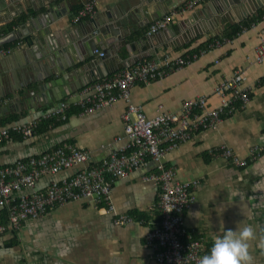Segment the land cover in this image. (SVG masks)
I'll return each mask as SVG.
<instances>
[{"label": "crops", "instance_id": "1", "mask_svg": "<svg viewBox=\"0 0 264 264\" xmlns=\"http://www.w3.org/2000/svg\"><path fill=\"white\" fill-rule=\"evenodd\" d=\"M31 1L27 8L26 0H0V26L10 13L25 8L17 20L0 27V48L10 49L0 54V128L31 122L38 125L45 119L63 123L31 137L14 134L1 142L0 164L10 165L63 144L89 151L84 167L99 163L108 155L106 145L124 132L123 113L128 103L119 98L110 106L84 113L79 105L93 98L92 85L143 60L191 55L207 48L216 37L230 36L229 42L208 49L161 79L135 83L130 99L148 116L157 114L159 108L179 112L185 100L203 95L214 107L219 104L213 93L216 85L238 68L245 71V86L251 89L248 104L223 116L214 128L198 131L168 150L162 163L174 171L177 181L190 183L193 201L183 217L194 237L210 249L213 238L225 229L234 230L237 224L251 226L249 264H264V248L260 247L264 240V152L246 166L236 165L221 154L227 149L248 158L251 149L264 144V61H254L264 38V0H207L185 10L188 0H52L48 6L41 5L42 0ZM87 3H94L95 13L75 21L76 13ZM52 5L56 6L51 14ZM172 13L166 27L151 33L152 25ZM121 15L129 18L130 34L117 49L101 47L95 51L92 59L105 53L101 74L77 64L68 68L63 82L61 74L52 73L57 67L56 49L59 52L61 46L72 43L78 33L83 35L94 20ZM49 22L55 50L52 58H44L41 41L33 45L27 38L47 30ZM235 26L248 28L229 35ZM71 53L78 56L81 52L72 49ZM56 79L58 84L51 82ZM66 85L79 89L60 100L58 90ZM63 102L68 104L65 120L47 117ZM82 166L43 176L35 190H44L52 180L69 178ZM156 166L157 162L151 161L113 181L109 197L113 212L91 198H83L57 205L45 216L28 219L17 231L0 235V264H157L146 235L160 214L159 188L145 178ZM120 214L134 221L116 225L114 218Z\"/></svg>", "mask_w": 264, "mask_h": 264}, {"label": "built area", "instance_id": "2", "mask_svg": "<svg viewBox=\"0 0 264 264\" xmlns=\"http://www.w3.org/2000/svg\"><path fill=\"white\" fill-rule=\"evenodd\" d=\"M207 0H188L183 10L192 9ZM95 13L94 3H87L75 15L79 21ZM167 15L151 27V33L164 28L172 16ZM264 19V15L262 16ZM257 20L255 23H258ZM248 27H243L246 30ZM241 31V32H242ZM228 38H216L207 48L191 55L171 58L165 55L160 60H143L120 75L104 79L92 85L94 96L80 102L81 111L92 113L102 107L112 105L119 98L127 101L123 113L124 132L108 143V155L99 163L84 167L90 159L88 150L72 144H63L38 156H29L10 165L0 164V235L8 231H17L28 219L45 216L57 205L91 198L103 205L108 212L115 210L110 201L113 181L149 162H157L156 170L145 178L159 188L157 207L159 217L150 223L146 242L153 249L157 264H199L209 249L202 239L196 238L187 230L183 213L193 201L191 186L188 182H179L175 173L167 168L162 159L168 150L180 142L189 140L194 133L206 128H214L223 116L234 114L244 108L249 100L251 89L245 86L246 73L241 68L229 78L219 82L214 95L219 104L210 107L206 95L185 100L179 112L164 111L161 108L154 116H148L140 105L130 99V88L138 82L148 83L161 79L170 72L182 68L197 59L208 49L229 42ZM10 49L0 48V54ZM102 55V53H101ZM254 61H264V38L256 48ZM118 91V94L116 93ZM68 104L63 102L47 117L60 120L67 118ZM37 122L19 124L11 129L0 128V143L12 135L25 138L34 133ZM117 143H122L115 147ZM264 152V144L250 150L248 158H241L230 150L221 151L222 156L236 165L246 166ZM76 165H83L72 176L63 180H52L44 190H35L37 182L45 175H55ZM30 189L29 191H24ZM133 217L125 214L115 216L116 225L133 222Z\"/></svg>", "mask_w": 264, "mask_h": 264}, {"label": "water", "instance_id": "3", "mask_svg": "<svg viewBox=\"0 0 264 264\" xmlns=\"http://www.w3.org/2000/svg\"><path fill=\"white\" fill-rule=\"evenodd\" d=\"M36 0H34L35 2ZM27 2V8L32 6L31 0H26ZM41 5L48 6L52 3V0H42L40 1ZM43 5V6H44ZM56 6V5H55ZM54 5H52L49 8L48 13L53 12V9L55 8ZM25 11V8L20 7V11L16 10L9 14L8 19L5 23H2L4 25L0 26L3 27L5 25L10 24L12 21L17 20L19 14ZM123 16V17H122ZM128 23L129 18L125 17L124 15L118 16L115 19L111 18L109 20H94L93 24H90L83 35H80L79 33L77 36H75L74 41L72 43L64 44V46H61L59 52L56 49V56H57V67L54 68L55 75L61 74V81L63 82L65 79H67V75L65 72H67L68 68H71L75 66L76 64L79 66H82L83 68H89V69H96L98 70V74H101V71L99 67L102 68V64L104 63L105 53L104 55L98 59H92L95 51H97L99 48H108L109 50L117 49L120 47L119 44H121L125 37L130 34V31L128 30ZM1 25V24H0ZM51 22L47 23L45 29L43 31H40L39 34H37L35 37H32L31 35L27 38L28 43L31 44H38V42L41 41V43L45 46V57L44 58H52L50 54H52L55 50L54 45L50 42L51 37L53 36L52 30L50 28ZM13 35V34H12ZM78 50L79 55L73 56L71 53V50ZM83 56V57H82ZM81 58V60L78 62V58ZM86 60H89L87 64H83V62ZM103 75H105L103 73ZM101 76V75H100ZM90 81H95V79H92ZM51 82H54L55 84L59 83V80H53ZM67 84V83H64ZM81 87V86H80ZM79 87H75L74 85H69V87H62V89L59 88V94H60V100L66 95L71 94L75 91H77Z\"/></svg>", "mask_w": 264, "mask_h": 264}, {"label": "clouds", "instance_id": "4", "mask_svg": "<svg viewBox=\"0 0 264 264\" xmlns=\"http://www.w3.org/2000/svg\"><path fill=\"white\" fill-rule=\"evenodd\" d=\"M252 236L251 226L225 229L213 238L207 254L203 255L199 264H249L248 240ZM264 248V240L261 241Z\"/></svg>", "mask_w": 264, "mask_h": 264}, {"label": "trees", "instance_id": "5", "mask_svg": "<svg viewBox=\"0 0 264 264\" xmlns=\"http://www.w3.org/2000/svg\"><path fill=\"white\" fill-rule=\"evenodd\" d=\"M80 9V8H79ZM78 9V10H79ZM260 19V18H259ZM257 21V20H256ZM242 31V28H240L239 26H235V27H232V29H231V31H230V34L229 35H236V34H238V33H240ZM223 37H225V38H228V39H230L231 37L230 36H220V37H216V38H223ZM215 38V39H216ZM213 40H211V41H209L208 42V44L209 43H211ZM15 44V43H14ZM5 47H9V46H11V44H6V45H4ZM63 122H61V121H55V120H44V121H42L41 123H39L38 125H37V128L34 130V134L35 133H43V132H45V131H47V130H49L50 128H53V127H56V126H59V125H61Z\"/></svg>", "mask_w": 264, "mask_h": 264}]
</instances>
